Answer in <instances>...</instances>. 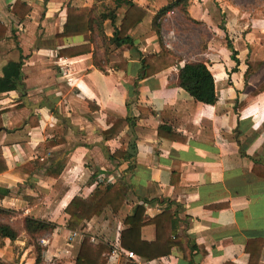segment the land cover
Returning a JSON list of instances; mask_svg holds the SVG:
<instances>
[{
	"label": "crops",
	"instance_id": "crops-1",
	"mask_svg": "<svg viewBox=\"0 0 264 264\" xmlns=\"http://www.w3.org/2000/svg\"><path fill=\"white\" fill-rule=\"evenodd\" d=\"M15 1L0 0V23L6 28L0 39V77L4 71L13 74L12 62H22L24 94L0 92V147L7 164L0 173V189L10 191L0 198V206L18 211L19 217L57 224L41 238V264H74L83 242L91 256L101 242L132 251L120 245V231L137 205L144 207L147 219L170 210L175 219L171 239L178 242L168 255L153 259L133 251L135 257L127 258L118 251L113 264H248L255 257L257 264H264V90L235 109L264 81V14L246 17L247 11L224 1L188 0L189 26H201L209 34L203 54L217 96L210 105L177 86L178 69L195 60H186L166 40L165 47L181 61L136 79L140 56L161 48L152 19L166 0H130L147 14L129 31L135 47H122L125 70L95 65L92 52L57 55L61 48L90 38L61 35L66 6L88 7L94 0H21L31 7L24 18L10 11ZM108 1L116 10L117 26L125 0ZM160 26L164 39L166 32L176 36L175 29ZM103 27L107 36L113 35L109 20ZM90 45L91 50L96 47L95 42ZM247 60L260 64L245 78ZM24 96L29 105L48 101L54 107L42 104L32 110ZM58 115L67 117L75 129ZM126 117L134 119V125L128 123L116 137L103 139L102 131L112 120ZM162 124L184 140L159 136ZM134 135L135 147L129 153ZM115 150L130 157L111 158ZM116 180L129 186L125 203L117 213L107 207L93 216L68 242L71 230L63 209L69 200L85 197L98 182ZM140 238L153 241L155 225H143ZM35 258L24 231L15 240H0L1 260L34 264Z\"/></svg>",
	"mask_w": 264,
	"mask_h": 264
},
{
	"label": "trees",
	"instance_id": "trees-1",
	"mask_svg": "<svg viewBox=\"0 0 264 264\" xmlns=\"http://www.w3.org/2000/svg\"><path fill=\"white\" fill-rule=\"evenodd\" d=\"M105 0H94V3L88 7L66 6V20L63 24L62 36H73L80 34H89V42L61 48L58 56L73 57L85 53L92 52V61L95 65H108L114 69L125 70L127 60L122 55V47H135L133 39L129 31L133 29L147 14L146 9L140 7L130 0H125L126 9L119 20V24L115 26L117 19L116 10H109L104 7L99 10L96 3ZM188 0H166V5L162 6L153 16L152 29L155 31L160 50L157 53H147L140 56V68L137 73V80L150 77L168 67L174 66L181 61V58L172 50L165 47L162 36L160 19L170 10L179 8L186 13ZM31 7L21 1L16 0L10 11L24 18L29 14ZM109 20L114 26L112 36H107L104 32L103 22ZM6 28L0 23V39L5 37ZM94 36L98 39L95 40ZM95 42L96 47L91 50L90 43ZM227 48L231 50L232 59H235V50L230 42L227 41ZM102 50L103 57H98L96 51ZM103 61V62H102ZM21 63L12 62L13 74L6 73L0 77V92L9 90L24 89V83L21 79ZM247 65L244 77H248L259 66V61H245ZM13 75V77H12ZM177 86L184 89L189 96L195 101L203 104H215L217 96L215 93V85L213 75L204 60H195L185 62L177 71ZM264 90V81L254 88L248 96L235 104V109L242 105L251 97L257 95ZM134 125V119L130 117L112 120V125L102 131L103 139H112L116 137L120 131L128 124ZM2 128L1 111H0V129ZM157 134L161 137L174 141L184 140L182 136L174 131L171 127L162 124L157 129ZM111 158H128L130 154L126 151L115 150ZM23 168V167H22ZM7 170V164L0 147V173ZM10 193L9 189H0V198ZM129 193V186L126 182L116 180L114 182H98L91 192L85 197L74 195L63 209L66 217V227L70 230L82 229L85 222L93 216L100 215L105 208L109 207L113 213L121 208L125 203ZM19 212L9 208L0 206V240L8 238L15 240L20 231H24L29 239V243L34 246L36 258L34 264H41L42 251L44 247L41 245V238L45 233L52 232L57 224L49 220L35 218L33 216H22L20 220L22 225L20 228L15 226L13 216H18ZM174 218L170 210H163L152 218H145L144 207L137 205L132 214L127 215L123 222L126 228L120 231V245L131 249L138 255L145 256L148 259L161 257L170 253L171 247L178 240L171 239V234H175V230L171 227ZM145 224L155 225V239L151 242L141 240L140 229ZM177 238V235L174 236ZM111 246L101 242L97 247L93 256L87 250H84V242L75 256L74 264H107L108 254ZM0 264H11L0 259ZM128 264V263H126ZM248 264H257V257L251 258Z\"/></svg>",
	"mask_w": 264,
	"mask_h": 264
},
{
	"label": "rangeland",
	"instance_id": "rangeland-1",
	"mask_svg": "<svg viewBox=\"0 0 264 264\" xmlns=\"http://www.w3.org/2000/svg\"><path fill=\"white\" fill-rule=\"evenodd\" d=\"M225 2L226 5L232 4L233 6L243 9L247 11L246 17L250 16H257L258 14H264V0H220L219 2ZM109 1L105 0L104 2H97L96 5L98 9L103 10L104 7L106 9L112 10V8L109 6ZM164 6V5H163ZM188 7V5H187ZM160 9V8H159ZM158 9V10H159ZM186 13L179 10V8H174L173 10H170L168 13H166L164 16L160 19V25L161 23H164L165 27L168 29H175L176 36H170L166 32V38L163 39V42L165 44V40L168 42L173 43L178 51L181 52V54L185 57L186 60H209L204 56L203 51L205 44V40L207 37H209V34L206 32V30L199 26L197 29L193 26H189V18ZM234 20L230 22L232 26H234ZM223 22V19H222ZM105 32V28H104ZM162 36V35H161ZM95 40L98 39L97 36H94ZM158 39V38H157ZM220 50V49H218ZM98 57H103V51L99 50L96 51ZM105 183V182H103ZM13 221L15 223V226L20 228L22 225V222L20 220L19 216L14 217ZM27 241L29 242V239L27 238ZM41 243V242H40Z\"/></svg>",
	"mask_w": 264,
	"mask_h": 264
},
{
	"label": "water",
	"instance_id": "water-1",
	"mask_svg": "<svg viewBox=\"0 0 264 264\" xmlns=\"http://www.w3.org/2000/svg\"><path fill=\"white\" fill-rule=\"evenodd\" d=\"M19 92H21L22 94H24V90L20 89ZM23 101L25 102L26 105L30 106V108L33 110L35 108H38L40 105H45V106H48L50 108H53L54 105L53 104H49L48 101H44V102H41V103H37V104H34V105H29V102H28V99L24 96L23 97ZM58 117L65 121L73 130L75 129V126L71 123V121L67 118V117H64V116H61V115H58ZM131 129H133L131 127ZM136 137L135 135L133 136V138L131 139L130 141V145H129V149H128V152L129 153H133L132 150L134 149V141H135Z\"/></svg>",
	"mask_w": 264,
	"mask_h": 264
},
{
	"label": "built area",
	"instance_id": "built-area-1",
	"mask_svg": "<svg viewBox=\"0 0 264 264\" xmlns=\"http://www.w3.org/2000/svg\"><path fill=\"white\" fill-rule=\"evenodd\" d=\"M81 229L78 230H71L69 232L67 241L70 242L73 238H75L80 232ZM43 242V240H40ZM118 251H121L123 253V255L127 258H134L135 254L132 251H125V250H116V249H111L110 253L108 254V260H107V264H113L112 263V259L116 257H118V255L120 254Z\"/></svg>",
	"mask_w": 264,
	"mask_h": 264
}]
</instances>
